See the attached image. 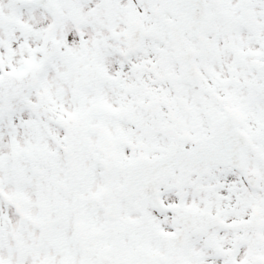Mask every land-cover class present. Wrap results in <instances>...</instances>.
Segmentation results:
<instances>
[{
	"label": "snow or ice",
	"instance_id": "obj_1",
	"mask_svg": "<svg viewBox=\"0 0 264 264\" xmlns=\"http://www.w3.org/2000/svg\"><path fill=\"white\" fill-rule=\"evenodd\" d=\"M0 264H264V0H0Z\"/></svg>",
	"mask_w": 264,
	"mask_h": 264
}]
</instances>
